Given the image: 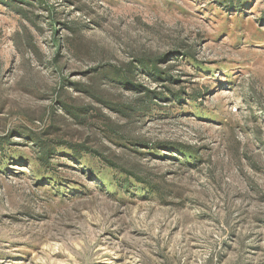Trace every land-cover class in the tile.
<instances>
[{"label": "rangeland", "instance_id": "rangeland-1", "mask_svg": "<svg viewBox=\"0 0 264 264\" xmlns=\"http://www.w3.org/2000/svg\"><path fill=\"white\" fill-rule=\"evenodd\" d=\"M0 264H264V0H0Z\"/></svg>", "mask_w": 264, "mask_h": 264}, {"label": "trees", "instance_id": "trees-1", "mask_svg": "<svg viewBox=\"0 0 264 264\" xmlns=\"http://www.w3.org/2000/svg\"><path fill=\"white\" fill-rule=\"evenodd\" d=\"M117 78H119L120 80H122L121 82H128V78L121 76L120 73L117 74ZM148 94H149V91L146 90V95H148ZM138 100L141 101V102L143 103V101H142L141 98L139 99V97H138ZM142 106H143V108L145 107L144 104H142ZM120 111H121V110H120ZM120 111H119V112H120ZM32 137H33V136H32ZM33 138L35 139V141H36L38 147H39L40 149L42 148V149H41L42 154H41V156H40L39 158H40V160L43 162V164H46V160H47V154H48L49 146H48L47 144L42 143L40 137H38V136H37V137L34 136ZM99 156H100V157H99L98 160H100L101 162L112 164V162L109 161V159L107 158V156H105V155H103V154H102V155H99ZM44 161H45V162H44ZM46 166H47V165H46ZM124 173L126 174L125 177H126L127 179H128L129 177H133L135 181H137V182H139V183H144L146 186H148V188H150V189H152V190L155 189V188H154V185L152 184L153 181H149V180L145 179V176H143L142 173H135V172H133V171H129V170H124Z\"/></svg>", "mask_w": 264, "mask_h": 264}]
</instances>
